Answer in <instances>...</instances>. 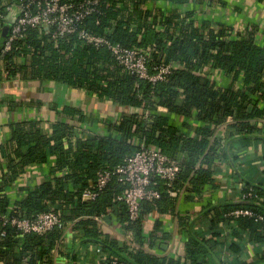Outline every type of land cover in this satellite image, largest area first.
Returning <instances> with one entry per match:
<instances>
[{
	"label": "trees",
	"instance_id": "trees-1",
	"mask_svg": "<svg viewBox=\"0 0 264 264\" xmlns=\"http://www.w3.org/2000/svg\"><path fill=\"white\" fill-rule=\"evenodd\" d=\"M148 1L99 0L96 11L85 19L84 26L96 34H104L109 29L108 36L114 42L151 52L150 64L174 63L175 69L163 81L152 83L130 74L110 50L84 45L76 35L54 39L44 29L29 26L22 37L12 41L0 68V80L3 77L55 80L110 98L135 111L125 112L112 125L120 133L119 138L77 135L73 126L64 121L55 122L50 134L43 133L37 120L11 124V140L1 147L8 165L0 177L1 212H6L9 205L7 189L26 168L55 157L53 175L27 188L26 195L15 202L10 212L30 218L55 210L62 212L64 225L42 234L21 235L16 228L0 222V260L9 261L5 260L6 246L12 249L20 246V256L12 260L14 264H53L52 249L62 237L68 220L79 218L76 224L85 237L96 240L103 233L95 217L111 212L117 214L123 231L142 243L143 220L152 208L166 203V209L171 208L175 213L180 188L186 185L199 195L207 185L219 186L215 172L217 166L230 160L227 151L230 142L237 137H253L264 143V45L256 40L257 25L244 31H231L222 23L199 21L193 11L163 15L148 9L145 6ZM9 30L10 25L4 23L0 29V49ZM18 58H24L25 62L19 63ZM206 68L230 75L231 84L218 87L204 73ZM160 107L181 117L195 116L204 124L195 125L192 134L184 132L170 122ZM63 113L84 118L81 110L69 106L63 107ZM219 126L225 127L223 142L215 136ZM143 145L158 147L177 161V177L170 186L173 193L168 192L169 186L164 180L154 178L161 197L143 201L139 218L134 221L129 218L126 204L116 200V195L125 188L117 178L96 199H82L84 190L95 184L99 170L116 167ZM250 187L257 195L242 198ZM237 208L264 214V188L247 182L240 200L209 208L217 221L235 219L240 229L250 233V238L264 240L263 223L255 216L229 215ZM127 249L125 245L122 253L113 252L115 259L130 264L164 262L153 254L141 250L130 253ZM210 250L206 239L195 234L189 236L187 258L193 264H204Z\"/></svg>",
	"mask_w": 264,
	"mask_h": 264
},
{
	"label": "crops",
	"instance_id": "crops-1",
	"mask_svg": "<svg viewBox=\"0 0 264 264\" xmlns=\"http://www.w3.org/2000/svg\"><path fill=\"white\" fill-rule=\"evenodd\" d=\"M145 6L163 15L193 11L199 21L206 20L214 25L222 23L231 31H244L254 24L257 25L256 40L264 45V0H190L186 3L150 0ZM17 61L24 63L25 59L18 58ZM204 73L209 74L218 87H226L232 82L231 76L220 70L206 68ZM64 106L81 110L84 118L67 116L63 113ZM159 110L169 116L172 124L190 134L195 125L204 124L195 116L181 117L164 107ZM131 111L135 109L55 80L3 77L0 80V177L8 167L1 147L11 140V124L37 120L43 133L50 134L55 122L64 121L73 126L77 135L119 138L120 133L112 125L125 112ZM215 136L223 142L225 127H217ZM227 149L230 160L217 166L215 172L219 186L207 185L199 195L186 185L180 188L175 213L171 208L166 209V203L152 208L143 220L142 243L123 231L115 212L107 214L109 221L104 219L105 215L95 217L103 233L96 240L87 239L76 224L79 218H74L68 220L62 237L52 249L53 264H112L116 258L113 252L122 253L125 245L130 253L141 250L163 259L162 264H193L187 258L186 244L189 236L194 234L206 239L211 248L204 264H264V240L250 238V233L240 229L235 219L232 222L217 221L214 211L209 212L213 205L240 200L241 190L247 182L264 188V143L253 137H237ZM55 166V157H49L42 164L29 165L7 189L9 205L6 212L0 210V219L26 195L27 188L49 179ZM59 213L62 216V212ZM4 251L5 260L9 261L0 260V264H14L12 260L20 256V246L13 249L6 246Z\"/></svg>",
	"mask_w": 264,
	"mask_h": 264
},
{
	"label": "built area",
	"instance_id": "built-area-1",
	"mask_svg": "<svg viewBox=\"0 0 264 264\" xmlns=\"http://www.w3.org/2000/svg\"><path fill=\"white\" fill-rule=\"evenodd\" d=\"M98 4L99 0H16L12 3L0 0V29L7 23V16L14 18L11 19L13 22L10 24L5 45L0 49V68L12 41L22 37L25 28L30 26L44 29L54 39L76 35L84 45L110 50L116 61L130 74L152 83L166 80L175 69L174 63L150 64L151 52L114 42L108 36L109 29L104 34H96L84 26L85 19L96 11ZM177 172L176 160L171 159L158 147L143 145L116 167L99 170L95 184L84 190L82 199H96L111 180L117 178L125 188L116 195V200L126 204L129 218L134 221L139 218L143 201H153L161 197V191L156 187L158 181L154 178L164 180L171 194L173 191L170 186L176 179ZM254 192L253 187H250L242 198L256 196ZM229 215L255 216L264 226V214L255 213L250 208H237ZM0 222L16 228L21 235L42 234L64 225L61 214L55 210L43 211L30 218L9 212L2 215ZM4 234L5 231L1 232L2 236ZM112 264L130 263L114 259Z\"/></svg>",
	"mask_w": 264,
	"mask_h": 264
},
{
	"label": "water",
	"instance_id": "water-1",
	"mask_svg": "<svg viewBox=\"0 0 264 264\" xmlns=\"http://www.w3.org/2000/svg\"><path fill=\"white\" fill-rule=\"evenodd\" d=\"M11 19L14 20V18H11L10 16H7V18L5 19V21L10 25L13 22ZM104 219L107 220V221H109L110 220V216L109 215H105L104 216Z\"/></svg>",
	"mask_w": 264,
	"mask_h": 264
}]
</instances>
